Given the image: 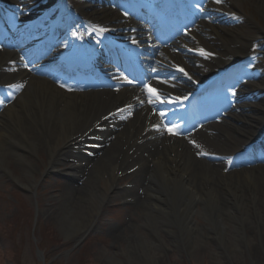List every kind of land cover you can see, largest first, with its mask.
I'll list each match as a JSON object with an SVG mask.
<instances>
[{"label":"bare ground","instance_id":"1","mask_svg":"<svg viewBox=\"0 0 264 264\" xmlns=\"http://www.w3.org/2000/svg\"><path fill=\"white\" fill-rule=\"evenodd\" d=\"M24 1L0 0L1 17L8 7L19 8ZM220 1L213 0L210 6L249 21L227 23L225 27L198 22L202 34L199 49L216 56L217 61H203L195 47L187 48L192 53H185V57H196L188 58L184 65L157 54L146 69L152 76L150 82L161 90L155 94L143 88H126L119 78H113L115 83L106 89L92 80L88 91H74L70 86L80 79H71L68 84L54 71L42 76L38 73L42 65H30L18 60L13 51L0 49V169H7L12 158L21 173V185L28 190L40 184L34 175L38 171L47 176L60 174L70 181L67 175L83 172L85 165L92 171L87 173L85 184L74 188V181L70 182L61 195L60 220L65 239L95 221L101 208L110 202V195L116 193L117 171L131 165L136 169L122 178L131 177L128 183L136 188L133 198L139 205L138 212L152 235L164 227L176 243L188 250L209 243L230 252L226 245L237 246L244 231L250 257L264 259V161L248 168L238 163L243 156L247 158V153H242L254 148L253 141L264 138V107L250 101V91L260 87L254 85L255 81L264 88V34L250 35L243 27H252L254 13L264 16V0ZM90 2L98 5L97 0H87L79 14L88 16L83 10ZM103 12L111 14L106 10L100 14ZM92 19L107 33L121 35L127 30L125 25L118 31L110 30L116 25L105 24L106 19ZM25 22L30 23V19ZM22 30L19 27L6 33L8 45L16 44L14 36ZM69 31L66 23L55 38L50 36V43L65 48ZM142 39V34L136 36V40ZM254 46L258 51L253 50ZM238 59L259 64L258 74L252 72L249 82L226 84L230 89L225 90L227 98L220 106L194 102L192 114L180 121L184 117L171 108L194 86L193 79L202 80L209 69L212 73L213 68L224 71ZM219 80L230 81L226 73ZM165 122L170 125L165 127ZM91 142L101 147L100 154L91 159L78 158L82 145ZM42 150L47 160L39 170L34 159ZM96 181L102 182V188H96ZM139 190L144 196L150 195L142 205ZM195 215L204 220V229L196 224ZM254 229L256 235L252 236ZM128 230L132 226L122 233ZM254 242L258 246H253ZM223 258L216 250L214 264H226ZM119 264L134 263L129 260Z\"/></svg>","mask_w":264,"mask_h":264},{"label":"rangeland","instance_id":"2","mask_svg":"<svg viewBox=\"0 0 264 264\" xmlns=\"http://www.w3.org/2000/svg\"><path fill=\"white\" fill-rule=\"evenodd\" d=\"M77 1L79 3L80 0ZM98 8L100 9V7L96 9L89 7L86 11L91 16H97L100 14L97 13ZM254 15L256 17L251 20L252 27L245 24L243 27L250 35L264 34V16L258 13ZM234 21L242 24L246 20L241 16H235ZM211 24L221 27L228 25L224 24L223 19L217 20V17H214ZM253 50L257 51L255 47ZM202 55L212 64L217 61L208 54ZM257 67L253 63H246L237 68L241 69L238 71L240 74H248ZM252 103L264 107V88H258V99ZM87 151L89 152L84 147L77 157L87 158L89 155ZM90 153L93 157L99 155L100 151L91 150ZM46 160V153L42 150L38 158L34 159V165L38 166L39 170H43ZM86 162L87 160H84L82 164L85 165ZM8 163L7 169H0V264H41L37 259L35 249L42 252L45 261L59 255L52 260V264H119L129 260L134 264H214L216 250L224 256L223 260L226 264H264V259L257 261L250 257L248 253L250 247L248 241H245L244 231V238L237 246L226 245L231 249L230 252H224L225 247H215L209 243L199 244L193 250H188L186 246L176 243L164 227L156 229L152 235L138 212L139 205L133 198L136 188L128 183L131 177L123 178L119 183L117 181L125 191L121 194L122 191L118 192L116 189L114 191L116 193L110 195V202L101 208L95 221L86 230L75 232L74 236L65 239V231L60 220L61 195L65 194V188L70 182L74 181L72 183L74 188H77V184L79 186L85 184L87 173L92 174L91 169L85 165L83 172L74 176L67 175L71 181L60 174L53 173L47 176L44 172H35L34 175L36 179H40V184L33 190H28L21 185L22 176L18 165L12 158ZM130 168L131 165L127 170ZM120 173L121 171L118 175ZM90 182L94 184L92 180ZM95 186L97 189L102 188V182L96 181ZM138 192L142 197L140 203L142 205L150 195L144 196L141 190ZM129 195L131 197H128ZM124 202L131 203L124 204ZM139 210L141 212L140 208ZM166 212L172 215L171 212ZM194 218L196 224L204 229L205 224L202 217L195 215ZM128 226L130 228L132 226V230H128L129 233H122L123 229ZM208 234L212 235L210 231ZM259 234L261 231L257 234V238ZM251 235H256L255 229ZM114 236L115 240H113ZM151 245L156 247L151 248ZM253 246H258V243L254 242ZM66 251H68L67 254H65Z\"/></svg>","mask_w":264,"mask_h":264},{"label":"water","instance_id":"3","mask_svg":"<svg viewBox=\"0 0 264 264\" xmlns=\"http://www.w3.org/2000/svg\"><path fill=\"white\" fill-rule=\"evenodd\" d=\"M37 256H38V258L40 259V261L42 262V264H45V263L43 262V258H42V255H41V252H40V251H37Z\"/></svg>","mask_w":264,"mask_h":264},{"label":"snow or ice","instance_id":"4","mask_svg":"<svg viewBox=\"0 0 264 264\" xmlns=\"http://www.w3.org/2000/svg\"><path fill=\"white\" fill-rule=\"evenodd\" d=\"M217 2H220V0H217ZM201 54H205V53H203V51L201 50ZM181 71H182V69H181ZM150 91L153 92V94H155V90L150 89Z\"/></svg>","mask_w":264,"mask_h":264},{"label":"trees","instance_id":"5","mask_svg":"<svg viewBox=\"0 0 264 264\" xmlns=\"http://www.w3.org/2000/svg\"><path fill=\"white\" fill-rule=\"evenodd\" d=\"M53 264H55V263H53Z\"/></svg>","mask_w":264,"mask_h":264}]
</instances>
